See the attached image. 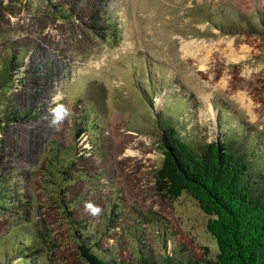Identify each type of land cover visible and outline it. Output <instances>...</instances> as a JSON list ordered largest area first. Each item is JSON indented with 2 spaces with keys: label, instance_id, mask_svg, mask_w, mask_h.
<instances>
[{
  "label": "rangeland",
  "instance_id": "obj_1",
  "mask_svg": "<svg viewBox=\"0 0 264 264\" xmlns=\"http://www.w3.org/2000/svg\"><path fill=\"white\" fill-rule=\"evenodd\" d=\"M62 1L87 19L97 0ZM103 1L118 39L104 41L85 20H53L45 0H0V57L27 51L15 72L23 82L0 95V114L10 105L31 109V119L0 130L1 196L11 199L0 201V264H86L80 227L113 263L214 260L210 217L189 194L156 189L157 113L189 143L227 130L252 141L264 177V37L226 35L207 20L224 24L233 9L251 14L264 0ZM57 94L72 116L53 127ZM84 118L90 123L76 136ZM58 146L71 163L66 180L54 163ZM38 231L45 249L32 238Z\"/></svg>",
  "mask_w": 264,
  "mask_h": 264
},
{
  "label": "trees",
  "instance_id": "obj_2",
  "mask_svg": "<svg viewBox=\"0 0 264 264\" xmlns=\"http://www.w3.org/2000/svg\"><path fill=\"white\" fill-rule=\"evenodd\" d=\"M45 1L53 20H85L90 31L104 41H108L110 36L112 39H118L117 24L109 21L107 10L102 9V6H105L103 0L92 4L87 19L82 13L78 14L73 1ZM207 20L226 35L264 37V9H254L251 14L233 9V14L225 15L224 24H218L210 16ZM26 52L20 53L21 55L10 52L0 57V95L11 93L16 81L23 82L21 78H15V72L22 66ZM156 115L160 119L157 122L160 129L158 142L163 156L155 173L156 189L168 198L179 197L183 192L189 194L210 217L206 229L215 239L218 253L214 260L206 259L203 264H264V177L262 171L254 166V159L260 158L254 151L256 145L248 139L235 137L231 130H227L222 139L217 138L209 143H189L168 118H160L159 113ZM83 116L87 117L88 111L84 112ZM29 119L30 108L17 110L15 106L10 105L0 114V130L11 123H23ZM88 120L82 119V127L76 130V136L84 132L90 123ZM239 132L237 131V135L240 137ZM60 150L61 147L58 146L53 151L54 163L57 165V171L65 176L63 180H66L70 161L65 162L58 156ZM1 194L8 196V193L0 189L1 202L7 199L11 202L10 197L4 198ZM59 205L65 214H71L69 205L62 198ZM81 229L82 227L80 230L74 229V233L79 241V256L86 264H127L113 263L101 258L85 241ZM42 236L41 231H38L32 238L39 240L40 247L47 248L48 245L43 244L45 241L41 240ZM18 247H22L21 244ZM138 264L158 263L142 259ZM163 264L196 263L166 259Z\"/></svg>",
  "mask_w": 264,
  "mask_h": 264
},
{
  "label": "clouds",
  "instance_id": "obj_3",
  "mask_svg": "<svg viewBox=\"0 0 264 264\" xmlns=\"http://www.w3.org/2000/svg\"><path fill=\"white\" fill-rule=\"evenodd\" d=\"M60 99V95L57 94L54 95L51 100V103L55 105V107L50 109V125L53 127L60 125L65 119L72 116L70 109H68L64 104L59 103ZM85 209L93 216L100 213V209L91 203L85 204Z\"/></svg>",
  "mask_w": 264,
  "mask_h": 264
},
{
  "label": "bare ground",
  "instance_id": "obj_4",
  "mask_svg": "<svg viewBox=\"0 0 264 264\" xmlns=\"http://www.w3.org/2000/svg\"><path fill=\"white\" fill-rule=\"evenodd\" d=\"M186 44L182 46V50L185 52V53H188V48H186Z\"/></svg>",
  "mask_w": 264,
  "mask_h": 264
}]
</instances>
